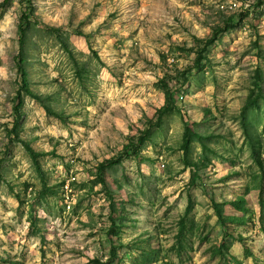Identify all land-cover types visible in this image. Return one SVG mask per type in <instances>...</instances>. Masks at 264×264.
Wrapping results in <instances>:
<instances>
[{
  "label": "rangeland",
  "instance_id": "rangeland-1",
  "mask_svg": "<svg viewBox=\"0 0 264 264\" xmlns=\"http://www.w3.org/2000/svg\"><path fill=\"white\" fill-rule=\"evenodd\" d=\"M31 3L21 49L0 0V264H264V0Z\"/></svg>",
  "mask_w": 264,
  "mask_h": 264
},
{
  "label": "trees",
  "instance_id": "trees-1",
  "mask_svg": "<svg viewBox=\"0 0 264 264\" xmlns=\"http://www.w3.org/2000/svg\"><path fill=\"white\" fill-rule=\"evenodd\" d=\"M18 4L21 9V18H20V23L18 25V39L22 49L23 43L27 35V31L32 23V13L30 9L32 3L31 0H18ZM220 30L221 28L219 26H216L212 29V33L209 38L204 40L196 39L194 50L192 51L196 53L197 61H199L201 57L202 58L204 57V55L201 54V51H206V49L211 44L214 43L216 39V35ZM21 68L22 67H20V69ZM160 87L165 97V105L156 112L154 118L150 120L148 127L142 132V134L140 135V137L138 138L137 142L134 145L132 144L126 146L118 155H116L115 157L109 160L102 162L99 165V171L101 173H103L106 168L119 165L130 157L138 158L140 156L139 147H141L144 144V142L149 139L151 135V130L155 127H158L163 117L167 115L169 112H171L173 108L171 89L168 86V84L164 81L160 82ZM252 153L254 155V160L256 161L257 165L259 166L260 169H262L260 159L256 156V153L253 149H252ZM215 209L217 211L218 217L223 218V213L219 210V208L216 206ZM94 264H105V263L101 262L100 260H94Z\"/></svg>",
  "mask_w": 264,
  "mask_h": 264
}]
</instances>
